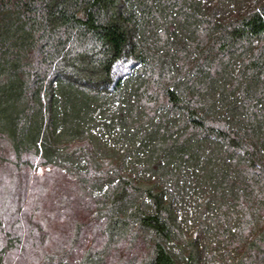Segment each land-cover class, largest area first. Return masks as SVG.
Here are the masks:
<instances>
[{
    "label": "trees",
    "instance_id": "trees-1",
    "mask_svg": "<svg viewBox=\"0 0 264 264\" xmlns=\"http://www.w3.org/2000/svg\"><path fill=\"white\" fill-rule=\"evenodd\" d=\"M0 138L71 178L74 264H201L204 215L264 264V0H0Z\"/></svg>",
    "mask_w": 264,
    "mask_h": 264
},
{
    "label": "rangeland",
    "instance_id": "rangeland-1",
    "mask_svg": "<svg viewBox=\"0 0 264 264\" xmlns=\"http://www.w3.org/2000/svg\"><path fill=\"white\" fill-rule=\"evenodd\" d=\"M36 164L29 155L17 161L7 141L0 138V264H45L44 254L60 250L67 253L65 264H74L88 247L100 245V238L93 237L89 213L71 178ZM182 214L178 216L183 219ZM202 222L208 223L205 215L199 223H187L184 231L198 235L201 264H212V240L219 238ZM220 249L226 252L222 243ZM242 254L240 249L238 255Z\"/></svg>",
    "mask_w": 264,
    "mask_h": 264
},
{
    "label": "built area",
    "instance_id": "built-area-1",
    "mask_svg": "<svg viewBox=\"0 0 264 264\" xmlns=\"http://www.w3.org/2000/svg\"><path fill=\"white\" fill-rule=\"evenodd\" d=\"M178 218H179V217H178ZM179 220H181V218H179ZM212 264H218V263H215V262H214V263H212Z\"/></svg>",
    "mask_w": 264,
    "mask_h": 264
}]
</instances>
